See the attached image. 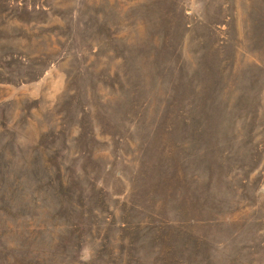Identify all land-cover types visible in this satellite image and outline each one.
<instances>
[{
  "label": "rangeland",
  "instance_id": "374dc122",
  "mask_svg": "<svg viewBox=\"0 0 264 264\" xmlns=\"http://www.w3.org/2000/svg\"><path fill=\"white\" fill-rule=\"evenodd\" d=\"M0 264H264V0H0Z\"/></svg>",
  "mask_w": 264,
  "mask_h": 264
}]
</instances>
